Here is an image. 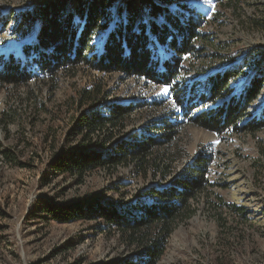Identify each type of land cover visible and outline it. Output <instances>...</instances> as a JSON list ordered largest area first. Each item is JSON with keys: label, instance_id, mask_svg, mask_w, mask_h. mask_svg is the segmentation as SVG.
Wrapping results in <instances>:
<instances>
[{"label": "rangeland", "instance_id": "374dc122", "mask_svg": "<svg viewBox=\"0 0 264 264\" xmlns=\"http://www.w3.org/2000/svg\"><path fill=\"white\" fill-rule=\"evenodd\" d=\"M47 1L0 0V60L14 50H20L15 59L24 57L22 46L38 23L36 8ZM182 3L202 19L208 39L194 41L170 86L103 73L87 64L60 68L50 76L40 73L22 83L0 82V149L6 151L0 153V264H122L134 254L104 220L47 222L35 207L38 202L92 200L123 210L149 199L145 190L150 186L158 187V178L143 180L125 167L95 169L81 181L48 167L62 148L77 152V140L69 132L81 89L102 90L109 103L133 104L128 125L104 148L107 152L132 134L149 133L150 122L159 117L173 120L167 115L180 109L173 103V89L232 65L242 69L237 83L263 61L264 0H239L236 6L227 0ZM111 14L113 27L119 15ZM103 40L95 39L96 49ZM258 106H264V89L252 112L259 114ZM172 149L177 159L162 185L193 164L198 152L209 157L207 185L191 200L193 210L176 224L157 264H264V129L216 134L183 123Z\"/></svg>", "mask_w": 264, "mask_h": 264}, {"label": "trees", "instance_id": "16d2710c", "mask_svg": "<svg viewBox=\"0 0 264 264\" xmlns=\"http://www.w3.org/2000/svg\"><path fill=\"white\" fill-rule=\"evenodd\" d=\"M182 1L123 0L121 4L120 0H49L36 8L38 23L22 46L24 57L15 59L20 50H14L13 55L0 60V82L22 83L40 73L50 76L60 68L87 64L103 73L170 86L178 78L183 57L193 51L194 41L208 39L202 19ZM238 2L227 0L229 6ZM173 3L178 8L170 10ZM111 10L122 15L113 20V27ZM98 36L104 37L99 50L95 44ZM239 67H224L190 81L182 89H173V103L180 108L178 113L167 115L173 120L159 117L150 122L149 133L132 134L107 152L104 148L128 125L133 104L109 103L108 93L81 89L79 109L69 132L77 140V152L62 148L47 161L48 167L77 181L95 169L125 167L140 179L158 178V187L150 186L145 190L149 199L123 210L108 209L92 200L61 205L38 202L35 208L42 218L61 224L104 220L134 250L122 264H157L176 224L193 210L191 200L207 185L209 157L203 152L162 185L171 177L177 159L172 148L183 123L216 134L227 130L253 134L264 129V106H258L259 114L252 112L264 89V59L235 83L242 76ZM0 153L6 151L0 149Z\"/></svg>", "mask_w": 264, "mask_h": 264}, {"label": "snow or ice", "instance_id": "6c2138e0", "mask_svg": "<svg viewBox=\"0 0 264 264\" xmlns=\"http://www.w3.org/2000/svg\"><path fill=\"white\" fill-rule=\"evenodd\" d=\"M162 91H163V92H167V89H166V88H165V89H162Z\"/></svg>", "mask_w": 264, "mask_h": 264}]
</instances>
